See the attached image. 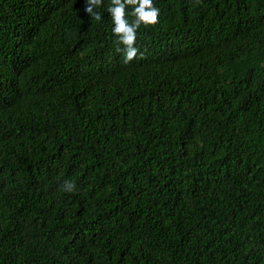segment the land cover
I'll use <instances>...</instances> for the list:
<instances>
[{"label": "trees", "instance_id": "1", "mask_svg": "<svg viewBox=\"0 0 264 264\" xmlns=\"http://www.w3.org/2000/svg\"><path fill=\"white\" fill-rule=\"evenodd\" d=\"M153 3L0 0V264H264V0Z\"/></svg>", "mask_w": 264, "mask_h": 264}, {"label": "clouds", "instance_id": "2", "mask_svg": "<svg viewBox=\"0 0 264 264\" xmlns=\"http://www.w3.org/2000/svg\"><path fill=\"white\" fill-rule=\"evenodd\" d=\"M199 2L200 0H197V3ZM102 3L103 0H85L84 12L91 18L100 21L102 17L95 9ZM129 6L132 8L131 16L134 17L131 22L127 19ZM108 13L113 24L112 32L117 38L116 51L123 52L124 63L128 64L138 56L143 59L144 53L140 52L136 46L137 31L142 25L148 27L158 24L160 9L154 5L153 0H111ZM60 190L73 193L76 191V184L74 181L66 180Z\"/></svg>", "mask_w": 264, "mask_h": 264}]
</instances>
